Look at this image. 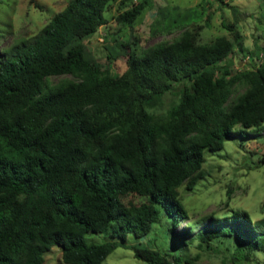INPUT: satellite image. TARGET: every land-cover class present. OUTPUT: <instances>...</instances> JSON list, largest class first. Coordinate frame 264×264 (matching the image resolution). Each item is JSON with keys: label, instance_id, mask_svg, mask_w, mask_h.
Instances as JSON below:
<instances>
[{"label": "trees", "instance_id": "16d2710c", "mask_svg": "<svg viewBox=\"0 0 264 264\" xmlns=\"http://www.w3.org/2000/svg\"><path fill=\"white\" fill-rule=\"evenodd\" d=\"M109 1L71 0L37 35L1 54L0 264H42L53 246L63 264H102L128 234L148 237L161 213L167 239L180 250L140 242L131 245L136 258L196 264L183 253L187 244L211 249L213 240L229 237L233 263L264 264L254 259L264 254V217L252 221L245 210L211 214L187 240L194 222L178 191L193 190L205 177V151L217 152L235 136L258 135L264 40L250 51L227 24L230 37L199 44L189 25L202 20L203 3L182 12L161 7L152 32L180 26L181 35L139 53L112 37L107 58L127 56L125 70L113 77L109 62L98 63L83 42L105 22ZM126 1L132 7L117 20L132 27L153 7L152 0ZM235 53L257 61L235 73ZM64 74L77 80L46 83ZM237 84L244 90L234 95ZM166 95L174 98L169 107L153 111ZM106 231V241L87 240Z\"/></svg>", "mask_w": 264, "mask_h": 264}, {"label": "rangeland", "instance_id": "374dc122", "mask_svg": "<svg viewBox=\"0 0 264 264\" xmlns=\"http://www.w3.org/2000/svg\"><path fill=\"white\" fill-rule=\"evenodd\" d=\"M0 0V59L12 53L11 46L25 39L37 35L49 22L54 14L61 11L71 0ZM139 0H134L136 4ZM153 7L143 11L140 19L132 26L123 24L117 17L126 9H130L131 2L126 0H110L105 11V22L97 31L84 38L83 42L93 58L102 65L109 62V73L113 77L119 76L126 68L127 56L124 52L116 57L107 58L106 46L113 43L112 37L119 36L129 43V48L138 53L159 42H171L181 35L184 28L176 27L170 30L153 33L156 19L161 20L158 9L165 7L169 11L174 7L182 12L184 9L203 3L204 16L194 25H189L195 33L199 44H207L220 37H230V31L223 25L234 24L244 37V46L252 51L255 43L264 40V0H152ZM37 4V5H36ZM199 25H203L199 29ZM113 55H116L113 52ZM248 56V55H247ZM242 57L235 53L232 69L236 73L256 63V59ZM71 74L50 76L47 82L55 85L61 81H75ZM243 85L234 87V95L242 92ZM233 95V97H234ZM172 95L162 98L153 111L164 112L173 102ZM258 135L249 138L235 136L227 139L221 150L211 153L204 152L205 160L202 169L205 177L196 184L193 190L187 191L184 186L178 188L179 199L193 221L190 235L198 231L204 220L211 214L223 217L231 215L234 210H245L252 221L264 217V124L257 132ZM135 201V197L126 200ZM189 221L181 222L177 227L180 230ZM197 222V223H196ZM109 231L97 234H88L89 242H103L109 239ZM154 237V240L151 238ZM116 240H118L116 238ZM155 246L164 251L170 249L173 253L180 250V246L172 244L167 239L165 218L160 214V221L153 226L148 237L136 238L128 234L124 245L113 249L103 260L102 264H148L134 256L131 245L138 243ZM234 246L232 239L221 237L212 241L211 249L198 246L192 242L185 246L184 255L193 257L196 264H255V260L244 263H233ZM169 260L172 257L169 255ZM254 259L264 263V254L257 252ZM42 264H63L61 251L53 246L44 255Z\"/></svg>", "mask_w": 264, "mask_h": 264}]
</instances>
